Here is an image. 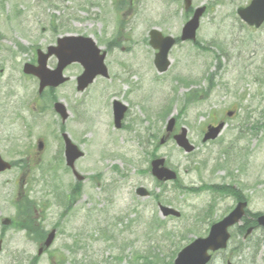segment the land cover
Segmentation results:
<instances>
[{
  "label": "rangeland",
  "instance_id": "1",
  "mask_svg": "<svg viewBox=\"0 0 264 264\" xmlns=\"http://www.w3.org/2000/svg\"><path fill=\"white\" fill-rule=\"evenodd\" d=\"M98 1L0 0V69L5 70L0 75V105L6 102V97H19L23 93L30 96L35 91L36 82L20 79L22 71L18 73V66L35 60L37 49L45 50L61 36L91 37L107 55L105 66L109 79L99 78L85 93L78 94L74 89L75 79L82 70L73 64L65 72L70 82L44 96V123L51 126L53 133L57 129L59 133L71 131L73 123L60 127L49 110L50 101L65 102L73 112L72 121L80 117L78 111L85 114L92 105L96 108L98 100L104 110L100 120L105 125L101 129L110 138L102 153L112 150L116 166L112 167L106 158L95 159L90 146L79 144L86 157L78 161L76 169L88 180L79 187V205L65 220L58 217V208L52 207L46 212L44 228L60 222L61 229L48 259H42L39 264H50L51 258L60 260L62 256L63 264H105V260L107 264L115 256H122L119 264H131L130 259L133 261L137 252L156 245L150 240L148 227H161L160 234L167 236L173 232L177 243L174 248H181L192 238L203 236L209 224L235 206V196L182 192L179 182L183 187H199L201 183L231 186L249 203L250 219L264 215V131L261 128L264 123V25L259 30L247 27L235 15L237 8L246 6L250 0H192L193 8L207 6L197 40L194 44L178 43L169 55L171 66L162 75L152 64L156 52L149 47L148 34L155 29L165 36L179 38L189 16L184 12L182 0H103L104 10L95 4ZM9 22L16 24V28L6 35L7 39L3 34ZM121 34L119 44L113 42ZM127 34L131 40L126 43ZM140 58L144 59L140 61ZM141 74L149 78L150 89L142 87L144 83L141 86L136 83ZM127 75L129 81L125 82ZM144 91L150 97V116L142 109L145 118L140 130L142 140L135 137L131 142L126 139L128 130L119 132L112 126L111 107L114 101L127 107L124 126L130 129L133 118L140 114L139 110L130 109V104L133 105L130 101L141 102ZM230 110L234 113L227 118L225 113ZM169 118L177 119L176 131L181 127L188 130L187 138L195 153L186 156L172 140L159 144ZM220 120L226 123L220 138L203 144L205 127ZM99 127L100 124L96 129ZM0 141L4 156L13 158L8 137L0 135ZM108 143L112 145L109 147ZM50 146L42 171L44 164L51 160L49 156L59 151V145L53 146L51 142ZM128 148L135 149L136 166L133 174L125 176L123 171L127 165L123 150L130 154ZM88 151L91 154L87 160ZM155 154L179 173L176 185L167 183L162 188L144 173L147 159ZM51 162L50 166L56 164L60 168L56 173L58 183L63 193H67L74 182L71 174L64 172L60 160ZM16 175L17 170L13 169L0 176V219L14 217L19 224L23 219L15 209ZM139 186L146 188L151 197L146 200L136 197L134 189ZM29 196L34 202L42 200L39 193ZM157 196L161 205L180 212V219L160 218ZM208 208H211L209 215L201 217ZM234 234L226 252L216 255L212 264L228 261L264 264V230L258 228L246 241L237 231ZM2 235L7 242L0 264H4L10 253H16L12 264H28L35 254L33 243H28L24 234L16 230L4 231ZM166 246L159 251L158 258L151 252L150 259L153 255L156 258L153 263H167L165 258L174 248L168 251Z\"/></svg>",
  "mask_w": 264,
  "mask_h": 264
},
{
  "label": "water",
  "instance_id": "2",
  "mask_svg": "<svg viewBox=\"0 0 264 264\" xmlns=\"http://www.w3.org/2000/svg\"><path fill=\"white\" fill-rule=\"evenodd\" d=\"M252 5L245 11H241L240 15L245 20V22L249 25H254L256 27L260 26V23L264 21V0H255L251 3ZM195 26L193 28H189L187 31L184 32L183 39L189 38L193 39L194 37V31ZM153 36V43H159L162 41L160 39V36L156 33H152ZM164 45L162 46L161 52H163V55H165V52L170 47L171 41L169 40H163ZM159 64V65H158ZM158 69L160 72L166 69L168 66V63L162 62L157 63ZM160 66V67H159ZM62 69H58L57 72H55L51 77H46L45 75L41 78L43 81H49L54 82V84H60L62 81L58 78L59 73ZM86 79V78H85ZM85 81H83L82 86L84 85ZM116 110V121L118 122V119L122 115L121 110ZM222 125L219 126L217 129H212L209 131V133L205 136L204 141H207L209 139H215L218 135V133L221 130ZM179 146L183 147L185 151H191L192 147L189 146L188 142L185 140V132L183 131L182 135L178 136L176 138ZM163 164L162 161H156L155 165ZM159 176V179H162V177L165 176L164 180L167 179H175V175L169 173L167 170L164 172H159L157 174ZM245 205L241 204L238 206L237 209L226 219H224L223 222L213 225V228L207 237V239L198 240L195 243L192 244L189 248L183 250L181 255L179 256L178 260L176 261V264H206L209 260V256L207 255L208 250H217L220 248L225 247L227 237V228L233 225L235 222H237L243 215V208ZM166 215L173 214L175 216H178L176 213H174L171 210H163ZM258 223L264 227V217H261L258 219Z\"/></svg>",
  "mask_w": 264,
  "mask_h": 264
},
{
  "label": "flooded vegetation",
  "instance_id": "3",
  "mask_svg": "<svg viewBox=\"0 0 264 264\" xmlns=\"http://www.w3.org/2000/svg\"><path fill=\"white\" fill-rule=\"evenodd\" d=\"M31 102L35 105L39 103L35 99L31 100ZM37 113L41 115L39 109ZM37 113L29 114L28 105L24 101V96H20L19 98L16 96L14 98L6 97V102H2L0 105V135L9 137L8 142L16 147V155H20L22 152L25 155V162L16 164L17 168L23 165L20 174L24 173L21 179L25 181L30 177V165L34 161H41V159L36 157L37 150L32 146L33 133L39 127ZM38 236L40 238L43 236V230Z\"/></svg>",
  "mask_w": 264,
  "mask_h": 264
},
{
  "label": "bare ground",
  "instance_id": "4",
  "mask_svg": "<svg viewBox=\"0 0 264 264\" xmlns=\"http://www.w3.org/2000/svg\"><path fill=\"white\" fill-rule=\"evenodd\" d=\"M144 88L145 89H150V86H148V80L146 79V81L144 82ZM98 124H100V127L99 129L97 130L96 129V126H98ZM102 125H104V122L101 121V120H98V122L96 123L95 127L92 128L93 130V135H91L89 138L91 140H93L95 143H100L101 146H105L106 144V141H110V138L106 135V132L104 131V129H101L102 128ZM101 138V139H100ZM128 151H131V149H127ZM130 158V156H129Z\"/></svg>",
  "mask_w": 264,
  "mask_h": 264
}]
</instances>
